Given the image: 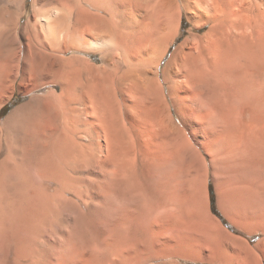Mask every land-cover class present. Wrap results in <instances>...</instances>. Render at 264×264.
<instances>
[{
    "label": "bare ground",
    "instance_id": "1",
    "mask_svg": "<svg viewBox=\"0 0 264 264\" xmlns=\"http://www.w3.org/2000/svg\"><path fill=\"white\" fill-rule=\"evenodd\" d=\"M25 1L0 0V54L18 70L24 57V79L60 87L50 102L63 120L48 134L35 130L23 140L9 134L5 151L0 136V258L177 264L150 259L174 255L176 244L159 239L156 176L139 168L132 151L160 144L162 135L170 144L183 131L173 106L182 120L194 113L203 121L219 116L233 131L255 126L256 101L264 98V0H31L28 15ZM184 19L187 34L163 65ZM95 163L107 167L105 196L119 194L125 204L89 212L98 195ZM262 181L264 174L255 183L262 200L255 221L264 233ZM72 224L73 235L67 233ZM263 244L253 258L245 256L248 264H264ZM216 246L207 255L204 246L182 244L177 254L196 263H231L232 249Z\"/></svg>",
    "mask_w": 264,
    "mask_h": 264
},
{
    "label": "rangeland",
    "instance_id": "2",
    "mask_svg": "<svg viewBox=\"0 0 264 264\" xmlns=\"http://www.w3.org/2000/svg\"><path fill=\"white\" fill-rule=\"evenodd\" d=\"M25 2L26 4L23 3L22 11H25L28 15L32 12L31 0H26ZM25 20L26 16L20 20L19 25L21 27L24 26ZM189 27L190 24L186 19H184V24L181 30V38H178L177 42L172 46L163 61V65L169 58L171 51L182 40V38L186 36V30ZM203 31L204 29L200 32ZM92 58L95 59L96 55H92ZM12 63L13 62L9 60H5V57L0 54V136L3 135L1 141L2 151H5L8 147L7 137L9 134H12V136L17 138L21 137L22 139L19 140H23L24 138L26 139V136L28 137L29 132H33L35 130L40 132V130H42L43 133H47L51 129L61 126L63 120L60 114L58 115V111L54 107L55 103L50 102L53 99L51 91L54 90L56 93H59L61 90L60 87L57 85L42 84V82H39V84L38 81H40L41 78L35 79L34 77H30L24 79L22 76L23 65L25 63L24 57H22L19 70ZM261 101L262 104H264V98L261 97L256 101V104L258 107L257 114L260 119H262L259 131L264 133V107L261 108V103H259ZM10 102H13L15 106L6 114L1 112L3 107ZM50 104H52V106ZM234 105H236L235 102ZM48 107L50 109H48ZM172 111L176 122L182 126V130L184 132L181 131L182 133L179 132L176 136L174 135L175 139L173 137V139L170 140V144L169 140H165V137L163 138L162 135V137L158 136L157 138L159 143L161 142L160 144L143 146L145 147L144 149L143 147H138L137 150H135L136 153L132 151L135 157L137 156L136 160L139 168L150 171L152 176H156L155 180H157L156 182L158 183L157 197L158 202L160 203L157 209V215L159 227L163 230L161 231L159 229V239L161 241L171 239L173 240V243L176 244V249L173 251L174 255L169 254L167 256L164 255V257L156 255L152 258L150 257V259L157 262L159 261L160 263L175 260L174 262L177 264H204L196 263L197 261L193 259L190 260H193L194 262H190L189 258L186 256H183V259L181 255L177 254L178 247L180 248L183 244L188 246V249L193 250L195 247L199 248L200 246H204L206 254L208 255L210 253L213 254V250L217 247L216 245H220L222 247V245L225 244L232 249L230 252L234 255L229 258L231 263L228 264H248L245 256L249 255L250 258H253L255 252L254 248H256L255 246L259 244L260 240H264L263 231H258L255 227L252 230H257L258 232L249 236L246 231L237 229L235 232L227 228L221 219L211 210L209 189L210 181L213 182L214 190L215 187L218 189L220 176L224 175L223 173L227 168L233 167L232 165H228L231 162L220 159L219 150L221 149L219 146L225 141L219 138L220 133L223 132L222 134L225 135V132L227 131L230 135H234V138H236L242 134L243 129H241V132L240 130L235 132L229 129V126L231 125L228 126L224 120L219 118V116L211 117L210 120L203 121L199 115L198 117L197 114L188 113L190 115L183 118L186 120L184 121L179 118L176 106H173ZM220 120L221 122H219ZM234 124H238V126L241 125V123L237 120ZM51 132L52 130L48 133ZM220 140L221 142H219ZM259 146V165H262L261 167L264 168V151H262V149H264V141L262 138H260ZM227 157H229V155H227ZM94 165H96L95 169L99 171H97L98 176H94L95 174H92L91 176L92 178H95V191H97L98 195L96 194L90 199V205L88 207L89 212H92L96 206L106 209L111 208L113 202L117 207L125 204L126 199L124 197L122 198L119 194L114 193L115 195H110L109 198H107L108 193H105V190L110 185L108 182L109 179H107L108 177L106 175L107 167L102 166L101 163H95ZM263 173L264 172L262 171L260 175H263ZM102 176H105L106 178L104 177V179ZM90 178H87V180H90ZM106 182L108 185H106ZM262 184L264 185V182ZM113 185L115 191L117 189V185ZM260 190L261 192H264V186H262ZM221 193L222 192L218 195L216 193L217 206L219 205L222 209H224V212L227 213L226 205L228 204V201H226V196L221 195ZM116 195L118 196L115 197ZM258 202L262 203V200L258 198ZM254 205L255 199L248 201V206L253 208V210L255 207ZM243 210L245 209H242L241 206L237 209L239 212H242ZM72 215L75 216L74 220H77L79 223H77V221L76 223L80 226V224L83 223L80 210L77 208L72 209ZM75 227L76 226H73L72 224L67 228V233L72 235L76 233ZM202 228L206 230H204V235L200 234V229ZM165 232H167V234ZM162 234H165V236ZM203 239L205 240L203 241ZM67 243L68 242H66L65 246ZM68 247L71 248V246ZM1 258H3V256ZM1 258L0 263L4 264L5 256L3 260ZM210 262L206 264H210ZM222 264L227 263L224 262Z\"/></svg>",
    "mask_w": 264,
    "mask_h": 264
},
{
    "label": "crops",
    "instance_id": "3",
    "mask_svg": "<svg viewBox=\"0 0 264 264\" xmlns=\"http://www.w3.org/2000/svg\"><path fill=\"white\" fill-rule=\"evenodd\" d=\"M259 126L260 122L256 120L253 128L243 129L242 134L236 138L227 131L225 135L222 134L223 132L219 135L221 140L226 141V147L222 148L223 143L219 146L221 149L219 150L220 159L231 162L228 165H232L233 167L227 168L224 171V175L220 176L219 179V188L216 189L215 187L217 195L222 192L221 195L226 196V201H228L226 205L227 213L219 205L218 209L236 229L246 231L249 236L258 232L257 230H252L257 226L255 217L258 207V193L255 183L257 177H261L259 174L261 172L260 169H264L259 165L260 138L264 141V133L259 131ZM252 199H255L254 210L248 206V201ZM240 206L245 210L242 212L237 211Z\"/></svg>",
    "mask_w": 264,
    "mask_h": 264
},
{
    "label": "trees",
    "instance_id": "4",
    "mask_svg": "<svg viewBox=\"0 0 264 264\" xmlns=\"http://www.w3.org/2000/svg\"><path fill=\"white\" fill-rule=\"evenodd\" d=\"M14 103L13 102H10L8 103L6 106L3 107V109L1 110V112H3L4 114L8 113L13 107H14ZM213 182L210 181L209 182V189H210V204H211V210L212 212L218 216L221 221L223 222V224L229 228L230 230L232 231H237V229L221 214V212L219 211L218 209V206H217V201H216V193H215V190H214V187H213Z\"/></svg>",
    "mask_w": 264,
    "mask_h": 264
}]
</instances>
